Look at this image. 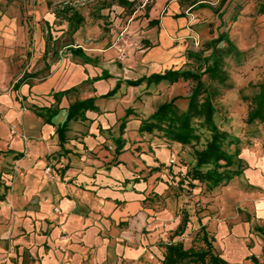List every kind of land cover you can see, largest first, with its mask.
Returning <instances> with one entry per match:
<instances>
[{"label":"crops","instance_id":"1","mask_svg":"<svg viewBox=\"0 0 264 264\" xmlns=\"http://www.w3.org/2000/svg\"><path fill=\"white\" fill-rule=\"evenodd\" d=\"M113 24L111 41H99L91 53L70 43L55 53L56 62L40 80L37 69L25 72L11 92L0 95V264H130L139 257L140 246L131 243L142 242L146 198L163 165L147 166V155L163 146L167 163L171 149L180 146L151 140L159 134L141 133L139 127L176 97L184 80L137 87L127 81L149 77L145 68L152 74L183 70L190 54L185 47L197 41H264V0H149ZM37 45L34 66L45 57L47 42ZM123 48L127 57L120 60ZM117 84V92L105 96ZM87 99L92 107L67 123L61 141L58 129L70 106ZM113 143L122 146L119 152ZM15 164L29 174L49 166L59 178L31 194L36 185L2 181L6 174L12 177ZM33 198L36 213L25 208ZM54 207L59 214L50 213Z\"/></svg>","mask_w":264,"mask_h":264},{"label":"rangeland","instance_id":"2","mask_svg":"<svg viewBox=\"0 0 264 264\" xmlns=\"http://www.w3.org/2000/svg\"><path fill=\"white\" fill-rule=\"evenodd\" d=\"M129 1H133L135 10L139 5L149 3V0ZM66 4L84 18L74 33L69 31L65 21L54 16V11ZM121 9L117 0H0V95L11 92L12 85L25 72L37 69L35 80H40L47 67L56 62L55 53L63 52L70 43L80 45L85 53H91L99 41H111L116 25L113 23L117 18L124 21L129 16L130 10ZM37 41L47 42L46 55L36 58L38 62L34 66L33 56L39 51ZM231 42L238 52L228 51L224 41L217 45L227 80L220 89L222 96L214 102V122L220 130L237 139V143L226 146L225 150L231 154L235 148L239 149L240 154L236 158L239 163L230 169L240 170L241 174L212 190L198 182H192L194 186L189 185L186 174L194 165L193 152L202 149L209 139L201 119L192 120L200 141L194 146L171 149L170 156L174 160L171 166L170 157L165 163L161 154L164 147L154 146L152 156H146V164L149 167L155 166L154 163L163 164L160 168L162 176L154 180L146 198L148 217L141 233L142 242L139 245L133 239L131 243L133 248L140 246L141 255L130 264H160L164 245L169 242L181 243L185 249L204 250V233L208 240L212 239L213 253L229 264H264V234L257 229L264 228V123H246L249 112L254 108V99L264 83V41H253V44L245 41L244 45ZM207 43L197 41V44H189L185 52L208 57ZM187 60L189 62L182 69L197 71L199 61ZM144 71L152 75L146 68ZM203 81H208L206 76ZM192 85L189 81L181 82L176 86V97H186ZM176 104L178 110L183 111L186 101L177 100ZM10 132L14 134L13 128ZM21 138L26 140L24 134ZM154 138H157L156 142L162 141L160 135L155 134L151 140ZM153 144L156 143L150 145ZM13 171L11 178L6 174L2 181L10 186L14 181L15 184L36 185L31 194H41L39 189L45 183L59 178L49 166L39 173L29 174L21 173L15 164ZM25 208L35 213L39 211L34 198ZM50 213L59 214L60 210L54 207ZM184 218V229L178 233L177 228ZM13 224L14 221L9 222L10 226Z\"/></svg>","mask_w":264,"mask_h":264},{"label":"trees","instance_id":"3","mask_svg":"<svg viewBox=\"0 0 264 264\" xmlns=\"http://www.w3.org/2000/svg\"><path fill=\"white\" fill-rule=\"evenodd\" d=\"M122 9L130 10L129 16L135 11L133 1L117 0ZM54 16L68 24L71 33L78 30L83 24L84 18L70 5H63L54 11ZM152 25V23H151ZM223 41H211L207 45L210 51L208 57L201 55L189 54V59L199 61L197 71L177 70L165 71L163 74H152L149 77H141L135 81H127L132 87H137L141 83L158 84L161 81H167L170 84L178 80L191 82L192 88L186 97H174L169 102L163 103L146 119L141 121L139 132L153 134L158 133L161 138L179 144L182 147L194 146L200 141V136L195 130L192 120L201 119L203 126L209 133V139L200 150H194V165L186 174L189 178V185L192 182L205 184L209 190L220 185L227 184L233 178L239 177L240 170H231L230 168L239 163L240 152L235 148L233 153L225 150L226 146L237 143V139L231 137L226 131L220 130L214 122L216 113L215 100L222 96L221 88L226 84V74L222 69L223 59L217 45ZM228 46V51L235 50L231 41H224ZM73 53L89 61V58L79 49H73ZM206 76L208 81H203ZM116 87L105 96H112L116 93ZM179 99L186 101L183 111H179L175 102ZM92 99L76 102L70 106L67 116V122L58 129L59 138L62 141L63 133L66 131L67 123L75 119L81 111L91 108ZM127 114H131L128 111ZM255 121L264 123V83L260 86V91L254 99V108L249 112L247 124ZM118 144V143H117ZM120 144V143H119ZM122 146L117 145L116 151L119 152ZM171 166V165H169ZM186 221V218H184ZM264 234V228H257ZM206 249L194 250L193 248L185 249L181 243H168L165 245L162 264H229L219 255L212 251V239H207L204 233L202 238Z\"/></svg>","mask_w":264,"mask_h":264},{"label":"built area","instance_id":"4","mask_svg":"<svg viewBox=\"0 0 264 264\" xmlns=\"http://www.w3.org/2000/svg\"><path fill=\"white\" fill-rule=\"evenodd\" d=\"M127 57V50L125 48L120 50L119 59L124 60ZM174 164L173 156H170L169 165Z\"/></svg>","mask_w":264,"mask_h":264}]
</instances>
